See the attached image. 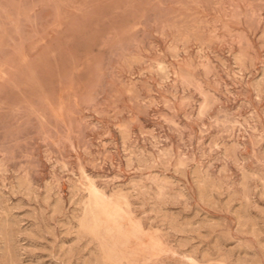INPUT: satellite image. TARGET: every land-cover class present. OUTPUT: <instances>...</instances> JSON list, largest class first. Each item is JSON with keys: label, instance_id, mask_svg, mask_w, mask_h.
<instances>
[{"label": "rangeland", "instance_id": "rangeland-1", "mask_svg": "<svg viewBox=\"0 0 264 264\" xmlns=\"http://www.w3.org/2000/svg\"><path fill=\"white\" fill-rule=\"evenodd\" d=\"M0 264H264V0H0Z\"/></svg>", "mask_w": 264, "mask_h": 264}, {"label": "bare ground", "instance_id": "bare-ground-1", "mask_svg": "<svg viewBox=\"0 0 264 264\" xmlns=\"http://www.w3.org/2000/svg\"><path fill=\"white\" fill-rule=\"evenodd\" d=\"M91 189V192H92V194H93V196H94V198L96 199V198H98V192H97V190L96 189H94V188H90ZM100 203V202H99ZM98 204V203H97ZM111 204V203H110ZM101 209V215L103 216V218L105 219V220H110V219H115L116 218V216H117V213H116V211H115V209H110V208H108V207H106V206H103V207H101L100 208ZM115 222V221H114ZM154 243V242H153Z\"/></svg>", "mask_w": 264, "mask_h": 264}]
</instances>
